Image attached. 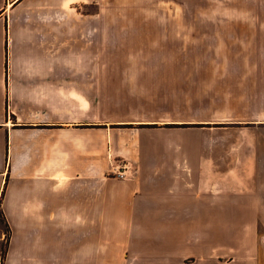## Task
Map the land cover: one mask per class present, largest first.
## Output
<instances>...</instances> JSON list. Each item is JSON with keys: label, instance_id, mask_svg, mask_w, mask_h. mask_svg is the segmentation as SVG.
<instances>
[{"label": "crops", "instance_id": "0c3cea01", "mask_svg": "<svg viewBox=\"0 0 264 264\" xmlns=\"http://www.w3.org/2000/svg\"><path fill=\"white\" fill-rule=\"evenodd\" d=\"M94 3L0 0V264H264V123L97 114L191 66L95 62Z\"/></svg>", "mask_w": 264, "mask_h": 264}, {"label": "rangeland", "instance_id": "374dc122", "mask_svg": "<svg viewBox=\"0 0 264 264\" xmlns=\"http://www.w3.org/2000/svg\"><path fill=\"white\" fill-rule=\"evenodd\" d=\"M93 10L125 14L124 21L95 20V25L118 32L95 36V62L191 66L183 71L188 76L165 73L139 81L141 90L130 99L116 97L123 93L119 85L112 90L95 85V95L102 97L95 101L97 114L146 113L164 124L264 123V83L255 77L264 72V0H95ZM259 216L264 220V214Z\"/></svg>", "mask_w": 264, "mask_h": 264}, {"label": "built area", "instance_id": "2783aa9c", "mask_svg": "<svg viewBox=\"0 0 264 264\" xmlns=\"http://www.w3.org/2000/svg\"><path fill=\"white\" fill-rule=\"evenodd\" d=\"M111 172L119 178H125L128 175L129 167L127 163H119L113 166Z\"/></svg>", "mask_w": 264, "mask_h": 264}, {"label": "trees", "instance_id": "16d2710c", "mask_svg": "<svg viewBox=\"0 0 264 264\" xmlns=\"http://www.w3.org/2000/svg\"><path fill=\"white\" fill-rule=\"evenodd\" d=\"M0 221H1V223H4V217L2 214H0Z\"/></svg>", "mask_w": 264, "mask_h": 264}]
</instances>
